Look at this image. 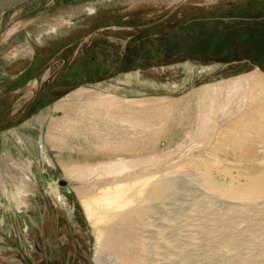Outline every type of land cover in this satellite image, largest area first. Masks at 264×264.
<instances>
[{
  "label": "rangeland",
  "instance_id": "rangeland-1",
  "mask_svg": "<svg viewBox=\"0 0 264 264\" xmlns=\"http://www.w3.org/2000/svg\"><path fill=\"white\" fill-rule=\"evenodd\" d=\"M208 16L264 22V0H13L0 11V264H95L100 232L77 188L173 172L174 194L136 225L126 264H264V125L247 120L264 90L238 77L264 68L200 63L188 48L158 60ZM114 163L128 168L109 176ZM232 206L244 208L230 227L237 245L220 250L207 239L230 226L220 215Z\"/></svg>",
  "mask_w": 264,
  "mask_h": 264
},
{
  "label": "bare ground",
  "instance_id": "bare-ground-1",
  "mask_svg": "<svg viewBox=\"0 0 264 264\" xmlns=\"http://www.w3.org/2000/svg\"><path fill=\"white\" fill-rule=\"evenodd\" d=\"M238 77H243L246 80H248L249 84L252 86L251 89L254 90V88H259L264 90V72L260 71V70H253L247 73H244L242 75H239ZM228 80H221L219 82H216L215 84H211V85H203L201 87H199L197 90V92L199 93H206L209 89H213L215 88L217 85L221 84V83H225ZM239 119V118H238ZM247 120H250V122H259L261 124L264 125V106H259V107H255L252 112L249 114V118ZM52 124L53 125H60V126H71V125H75L77 124L76 122H73L65 117H58V118H52L51 119ZM235 120L234 122H232V124L230 126H228L226 129L228 130H234V128L236 127V123H238V121ZM248 137V136H247ZM235 138V137H234ZM237 138V137H236ZM240 138V137H239ZM242 138V137H241ZM250 138V137H249ZM248 138V140H249ZM47 139L51 140V141H56L58 138L57 136L51 134V132H48L47 134ZM245 139V138H244ZM252 139V138H250ZM247 140V141H248ZM253 140V139H252ZM239 141V140H238ZM242 141V140H241ZM237 142V140H236ZM249 142V143H248ZM246 142L247 144H251L250 141ZM235 143V140H234ZM240 142H238L239 145ZM244 143V142H243ZM120 143H109V142H103L100 147L103 148H109L110 146H118ZM242 144V143H241ZM233 145V142H232ZM244 145V144H243ZM246 145V144H245ZM247 146V145H246ZM70 159V158H69ZM58 162L61 165H65L67 166L69 160H63L62 158L58 159ZM10 164V163H9ZM127 166H122L120 164L114 163V164H110L108 165L105 170L106 173L109 174V176L111 174H121V172H123V170L127 169ZM18 172L20 173L22 170L20 168H17ZM178 171V170H177ZM179 173V172H178ZM174 174V172L172 173ZM172 174L170 175H160V176H148L145 178H142L141 175L137 176V178L135 177L136 174H130V178L133 177V181L127 180L125 179L124 181L122 180H112L111 188H105V186L103 189H101L99 192H95V183H94V187H90L88 189H86L85 191H81V189L77 188L80 194V202L85 210V213L87 215V217L89 219H92L93 222L97 223L96 228L94 227V230H97L100 232V238L98 239V245L95 251V254L93 256V260L95 262V264H108L107 261H110L109 259L107 261H105L104 259L100 258L99 255L103 252H109L111 254L114 255L115 258H120L123 260V262L126 264L128 261H130L129 258V250L127 248L128 244L131 243V237L133 236V233L135 231L136 225L139 223L143 222V218L150 213L149 211H151L150 215L152 214V209L151 207L155 204H159L161 203L160 201L163 200V198L171 196V194H174V188H176L175 185V179L176 177L178 178V176L176 175V177H174L175 175L172 176ZM176 174V171H175ZM201 176V175H199ZM112 178V177H111ZM199 180L202 182V184L208 188H215V183L211 180V178H209V176L202 175L201 177H199ZM120 182H124V183H120ZM258 182V181H257ZM256 182V183H257ZM261 183L263 181H260ZM259 183V182H258ZM256 185H259V184ZM264 183V182H263ZM110 184V183H109ZM91 185V184H90ZM263 185L264 184H260ZM259 187V186H258ZM257 187V188H258ZM254 188V187H251ZM264 187L261 188L260 186V191L261 189H263ZM249 189V188H248ZM246 190V189H245ZM244 190V192H245ZM250 190V189H249ZM254 190V189H252ZM256 190V189H255ZM258 190V189H257ZM264 190V189H263ZM232 191V190H231ZM230 191V192H231ZM236 191V190H234ZM238 191V190H237ZM241 191V190H240ZM259 190L257 191L260 192ZM248 192V191H247ZM252 192V191H251ZM255 192V191H254ZM262 192V191H261ZM228 193V192H227ZM256 193V192H255ZM231 194V193H230ZM239 194V193H238ZM246 194V193H244ZM240 193L239 195H243L245 198V195ZM249 194V193H248ZM246 196V198L250 195L252 196L251 193ZM233 195V194H231ZM230 195V196H231ZM255 195V194H254ZM235 196V195H234ZM174 197V196H173ZM172 197V199H173ZM236 197V196H235ZM234 197V199H235ZM233 198V196H232ZM238 198V196H237ZM240 198H242L240 196ZM239 198V199H240ZM258 199V198H257ZM165 200V199H164ZM210 200V199H208ZM173 201V200H172ZM169 202V201H168ZM209 202V201H207ZM240 202V201H239ZM163 203V202H162ZM161 203V205H162ZM164 204V203H163ZM241 204V203H240ZM209 205V204H208ZM262 206V205H261ZM154 207V206H153ZM264 207V206H263ZM156 208V207H155ZM153 208V209H155ZM198 208V206H197ZM207 208V207H206ZM243 208V207H242ZM174 209V208H173ZM229 211L227 210V212L222 213L220 216L223 220L229 222L230 226L227 228H222L220 230H218L217 232H215L212 235H209L208 237V242L207 243H211V242H215L217 239L221 238L223 241L222 246H220V250L221 249H225L229 246H226L225 243H228L229 245H235L237 241H235V236L236 233H232V222L234 221V217L235 214L238 213V215L241 214V212L243 211V209L241 208H237V207H230L228 208ZM169 210V209H168ZM225 210V209H223ZM171 211V210H170ZM169 211V212H170ZM174 211V210H173ZM193 209L190 211L192 212ZM222 211V210H221ZM220 211V212H221ZM261 211V209H260ZM194 212V211H193ZM156 213V210H155ZM154 213V214H155ZM171 213V212H170ZM196 213V212H194ZM206 213V212H205ZM208 213V212H207ZM240 213V214H239ZM153 214V216H154ZM159 214V213H158ZM174 212L171 214L173 215ZM167 215V214H166ZM177 215V214H175ZM180 215V214H179ZM263 215V214H262ZM149 217V214L147 215ZM217 216V215H216ZM173 218H176L174 216H172ZM179 217V216H178ZM205 217V216H204ZM237 217V216H236ZM164 218V217H162ZM167 218V217H165ZM184 218V217H182ZM194 218V217H193ZM201 218V217H199ZM203 218V217H202ZM146 219V218H145ZM168 219V218H167ZM166 219V221H167ZM189 219V216L187 218V220ZM196 219V218H195ZM206 219V218H205ZM173 220V219H171ZM185 220V221H187ZM242 220V219H241ZM165 221V219H164ZM179 221V220H178ZM203 221H205L203 219ZM169 222V221H168ZM166 222V223H168ZM172 222V221H171ZM170 222V223H171ZM175 224V223H174ZM182 224V223H181ZM235 224V223H234ZM233 224V225H234ZM163 225V224H162ZM201 225V223H200ZM257 225V224H255ZM138 226V225H137ZM164 226V225H163ZM162 226V227H163ZM195 226V225H194ZM251 226V225H250ZM161 227V228H162ZM172 227V226H171ZM201 227V226H200ZM231 227V228H230ZM248 227V226H247ZM241 228V227H240ZM251 228V227H250ZM258 228V227H257ZM138 229V228H137ZM136 229V230H137ZM235 227L233 228L234 231ZM245 229V228H244ZM248 229V228H247ZM163 230V229H162ZM170 230V229H169ZM239 230V229H238ZM254 230V229H253ZM259 230V228H258ZM174 231V230H173ZM182 231V230H181ZM205 231V230H204ZM248 231V230H247ZM257 231V230H256ZM197 232V231H196ZM237 232V230H236ZM242 232V231H240ZM170 233V232H169ZM207 233V231H206ZM213 233V232H212ZM257 233V232H256ZM253 233V234H256ZM261 233V232H260ZM168 234V233H165ZM184 234V233H183ZM162 235V234H161ZM206 235V234H205ZM252 235V233H251ZM262 235V234H261ZM160 236V234H159ZM164 236V235H163ZM174 236V235H173ZM185 236V235H184ZM203 237V236H202ZM158 238V237H157ZM164 238H166L164 236ZM180 238V237H179ZM159 239V238H158ZM177 239V238H176ZM194 239V238H193ZM206 239V238H205ZM262 239V238H261ZM167 240V238H166ZM225 241V242H224ZM259 241V240H258ZM162 242V239H161ZM189 242V241H188ZM262 242V241H261ZM158 243V242H157ZM168 243V242H167ZM235 243V244H234ZM142 245H144L143 243H141ZM147 244V243H146ZM159 244V243H158ZM156 244V245H158ZM162 244V243H161ZM160 244V245H161ZM182 245V244H181ZM237 245V244H236ZM161 247V246H160ZM174 247V246H173ZM176 247V246H175ZM234 247V246H233ZM236 247V246H235ZM239 247V246H238ZM151 248V247H150ZM219 248V247H217ZM239 250V249H238ZM241 250V249H240ZM222 252V251H221ZM243 252V251H242ZM185 253V252H184ZM214 253V252H213ZM223 253V252H222ZM251 254V253H250ZM188 255V254H187ZM190 255V254H189ZM237 255V254H236ZM239 255V254H238ZM244 256V254H242ZM259 255V254H258ZM264 255V254H263ZM101 256V255H100ZM185 256V255H184ZM182 255V257H184ZM228 256V255H226ZM231 256V255H230ZM229 256V257H230ZM241 256V255H240ZM103 257V256H102ZM164 257V256H163ZM187 257V256H186ZM190 257V256H189ZM210 257V256H209ZM215 257V256H214ZM239 257V256H237ZM248 258V256H246ZM245 257V258H246ZM261 257V256H260ZM185 258V257H184ZM208 258V257H207ZM250 258V257H249ZM187 259V258H186ZM209 259V258H208ZM242 259V258H241ZM244 260V259H242ZM264 260V259H263ZM240 261V259H239ZM246 261V260H245ZM249 262V261H248ZM247 262V264H248ZM111 263V262H110ZM246 263V262H244ZM263 263V262H261ZM205 264V263H204ZM207 264V263H206ZM238 264V263H237Z\"/></svg>",
  "mask_w": 264,
  "mask_h": 264
},
{
  "label": "trees",
  "instance_id": "trees-1",
  "mask_svg": "<svg viewBox=\"0 0 264 264\" xmlns=\"http://www.w3.org/2000/svg\"><path fill=\"white\" fill-rule=\"evenodd\" d=\"M237 18L228 21L222 19L221 16L195 19L190 24L188 35H181L171 45L164 47L158 60L166 61L174 57L173 53L178 49L188 48L189 52L184 55L185 58L200 63L250 60L264 68V52H259L258 55L253 53L254 49L264 50V22ZM202 31L205 33H202ZM231 32L235 34L229 35ZM239 47L248 51L240 55L234 53L233 50Z\"/></svg>",
  "mask_w": 264,
  "mask_h": 264
},
{
  "label": "water",
  "instance_id": "water-1",
  "mask_svg": "<svg viewBox=\"0 0 264 264\" xmlns=\"http://www.w3.org/2000/svg\"><path fill=\"white\" fill-rule=\"evenodd\" d=\"M12 1L13 0H0V11Z\"/></svg>",
  "mask_w": 264,
  "mask_h": 264
}]
</instances>
